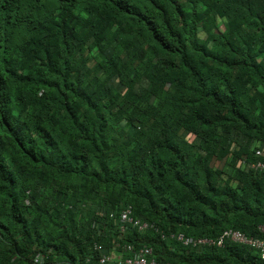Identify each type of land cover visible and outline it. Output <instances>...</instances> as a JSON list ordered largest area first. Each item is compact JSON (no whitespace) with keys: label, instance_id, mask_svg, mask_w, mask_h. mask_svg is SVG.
Listing matches in <instances>:
<instances>
[{"label":"trees","instance_id":"obj_1","mask_svg":"<svg viewBox=\"0 0 264 264\" xmlns=\"http://www.w3.org/2000/svg\"><path fill=\"white\" fill-rule=\"evenodd\" d=\"M258 160L264 0H0V264H264Z\"/></svg>","mask_w":264,"mask_h":264},{"label":"built area","instance_id":"obj_2","mask_svg":"<svg viewBox=\"0 0 264 264\" xmlns=\"http://www.w3.org/2000/svg\"><path fill=\"white\" fill-rule=\"evenodd\" d=\"M256 154H260V150L258 149L256 151ZM252 167L259 168L260 170L264 171V162L263 161H257L256 163L252 164ZM121 219L123 221H128L129 223L133 224L134 226H137L139 229H143L149 226L148 222L142 218H133L130 215V209H125L121 213ZM153 226V224H151ZM154 227V226H153ZM261 229H264L262 227ZM170 236L172 238H175L177 241L182 242L183 244H210L211 240L209 238L203 237V238H197L192 239L191 237L183 235V233H171ZM226 239H231L235 242L251 245L252 247L258 249L261 252V257L264 258V240L246 235L242 231L236 230V229H226L222 232V234L217 239L216 243L218 245H221ZM214 242V240H212ZM100 248V247H99ZM125 250H133L132 247L124 246ZM135 256L134 257H127L122 258L121 254H118L117 256V264H171L169 262H157L154 259H146V256L151 252V248L147 246H143L139 248L136 252L133 250ZM114 261L115 255L109 254V255H102L100 257V262H108V261Z\"/></svg>","mask_w":264,"mask_h":264},{"label":"clouds","instance_id":"obj_3","mask_svg":"<svg viewBox=\"0 0 264 264\" xmlns=\"http://www.w3.org/2000/svg\"><path fill=\"white\" fill-rule=\"evenodd\" d=\"M257 155H260V154H257ZM258 161H262V160H258ZM264 162V161H263ZM260 171H262V170H260ZM264 172V171H263ZM128 209H130V215H131V217H133V218H138V217H134L133 215H132V210H131V208L130 207H127ZM127 208H123L121 211H120V213H119V222H117V224H118V228L121 230V231H124L125 229H126V223H129L128 221H123L122 219H121V213H122V211L123 210H125V209H127ZM106 215V212H104V216ZM109 216L110 217H112L113 216V212H111L110 214H109ZM144 220H146L147 222H148V224H149V228H152V229H154V230H157V231H160V233H161V237H165V234L166 233H164L163 232V230L161 229V228H159L158 226H156V225H154L152 222H150L149 220H147V219H144ZM129 224H131V223H129ZM151 224H153V226H151ZM132 226H134L133 224H131ZM147 228V227H146ZM227 229H233V228H227ZM148 230V229H147ZM224 230H226V229H224ZM223 230V231H224ZM236 230H238V229H236ZM222 231V232H223ZM240 231V230H239ZM222 232L220 233V235L222 234ZM172 233H181V232H172ZM244 233V232H243ZM167 235V234H166ZM219 235V236H220ZM247 235V234H246ZM219 236L218 237H216V238H214L213 240H214V243H215V245H218L217 243H216V241H217V239L219 238ZM250 236V235H249ZM170 239H172V240H175V241H177L175 238H170ZM235 242V241H234ZM239 243V242H238ZM223 244V243H222ZM241 244H243V243H241ZM131 246L132 247V249L136 252L139 248H141V247H143V246H147V247H149V248H151V252L146 256V259H154L155 261H157V262H167V261H159V260H157V259H155L154 257H153V249H152V247L150 246V245H147V244H141V245H138V246H135L133 243H128V242H126V243H124L123 245L122 244H117V245H114L111 249H108L106 246H105V244H103L102 242H99V241H96V242H94L93 243V245L91 246V249H90V251L87 253V255H86V258H85V263H90L91 261H97L99 264H117L118 263V261H117V255L118 254H121V256H122V258H127V257H134L135 256V254H134V252H133V250H125L124 249V246ZM185 245V244H184ZM188 245V244H187ZM100 247V248H99ZM252 247V246H251ZM252 248H254V247H252ZM254 249H256V248H254ZM259 253H260V255H261V252L258 250V249H256ZM109 255V254H114L115 255V260L114 261H112V260H110V261H108V262H104V263H102V262H100V257L102 256V255ZM261 258H263V257H261ZM264 259V258H263ZM170 263V262H169ZM172 264V263H171Z\"/></svg>","mask_w":264,"mask_h":264},{"label":"rangeland","instance_id":"obj_4","mask_svg":"<svg viewBox=\"0 0 264 264\" xmlns=\"http://www.w3.org/2000/svg\"><path fill=\"white\" fill-rule=\"evenodd\" d=\"M263 226H260V228H262Z\"/></svg>","mask_w":264,"mask_h":264}]
</instances>
